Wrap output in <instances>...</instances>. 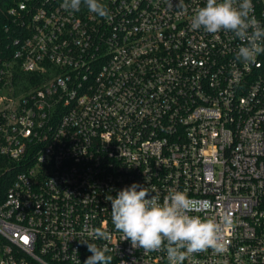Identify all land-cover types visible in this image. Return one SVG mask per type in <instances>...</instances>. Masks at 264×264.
I'll return each mask as SVG.
<instances>
[{"label":"built area","instance_id":"2783aa9c","mask_svg":"<svg viewBox=\"0 0 264 264\" xmlns=\"http://www.w3.org/2000/svg\"><path fill=\"white\" fill-rule=\"evenodd\" d=\"M100 2L111 19L0 4V264H84V241L112 264H169L111 223L106 197L133 183L231 214L225 251L183 264H264V52L246 65L232 33L193 30L206 0Z\"/></svg>","mask_w":264,"mask_h":264},{"label":"clouds","instance_id":"9594fccd","mask_svg":"<svg viewBox=\"0 0 264 264\" xmlns=\"http://www.w3.org/2000/svg\"><path fill=\"white\" fill-rule=\"evenodd\" d=\"M61 7L72 13L86 8L101 18L111 19L100 0H62ZM179 7H184L182 0ZM254 10L253 0H206L205 6L195 10L191 28L209 34L232 33L242 42L235 60L253 64L264 52V27ZM106 199L111 202V223L122 233L123 240H130L133 248L146 252L165 251L169 264H183L188 255L208 249L225 251L224 229L233 223L231 214L225 213L219 221L192 214L193 203L184 191L170 190L161 202L147 187L133 183ZM94 238L107 240L110 233L96 229ZM82 244L92 253L84 264H112L109 248L88 241Z\"/></svg>","mask_w":264,"mask_h":264},{"label":"trees","instance_id":"16d2710c","mask_svg":"<svg viewBox=\"0 0 264 264\" xmlns=\"http://www.w3.org/2000/svg\"><path fill=\"white\" fill-rule=\"evenodd\" d=\"M3 1L4 0H0V4ZM7 187H8V184L7 183H5V182L3 183V182L0 181V201L4 197Z\"/></svg>","mask_w":264,"mask_h":264},{"label":"snow or ice","instance_id":"6c2138e0","mask_svg":"<svg viewBox=\"0 0 264 264\" xmlns=\"http://www.w3.org/2000/svg\"><path fill=\"white\" fill-rule=\"evenodd\" d=\"M25 239H27V238H25Z\"/></svg>","mask_w":264,"mask_h":264}]
</instances>
